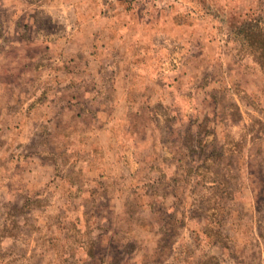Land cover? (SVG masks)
<instances>
[{
  "label": "rangeland",
  "instance_id": "rangeland-1",
  "mask_svg": "<svg viewBox=\"0 0 264 264\" xmlns=\"http://www.w3.org/2000/svg\"><path fill=\"white\" fill-rule=\"evenodd\" d=\"M249 29L264 0H0V264H264Z\"/></svg>",
  "mask_w": 264,
  "mask_h": 264
},
{
  "label": "crops",
  "instance_id": "crops-1",
  "mask_svg": "<svg viewBox=\"0 0 264 264\" xmlns=\"http://www.w3.org/2000/svg\"><path fill=\"white\" fill-rule=\"evenodd\" d=\"M84 17H86V15H84ZM107 18L110 20L109 17H107ZM107 18H106V22H107ZM141 22H143V21H141ZM155 22L156 21H153V20L151 21V19L146 21V24L148 25L149 30H152L151 29L152 25L155 24ZM135 25H136V18L122 19V20L118 19L117 25H116L119 27L118 30L116 31V33L110 32L109 36H108L109 38H107V39H110L111 37H115L116 40H118V41L119 40L125 41V39L136 41V40L140 39L142 36L140 35L139 30L137 27H135ZM147 34H148L147 36L150 38L151 33H149V31H147ZM74 35H75V32H73V39L67 38V40L69 39L68 42L75 41L76 37ZM132 83L133 82H131V84ZM122 100H123V98H122ZM102 129L105 130V127H101V130Z\"/></svg>",
  "mask_w": 264,
  "mask_h": 264
},
{
  "label": "trees",
  "instance_id": "trees-1",
  "mask_svg": "<svg viewBox=\"0 0 264 264\" xmlns=\"http://www.w3.org/2000/svg\"><path fill=\"white\" fill-rule=\"evenodd\" d=\"M258 37V39H255V37ZM245 40L248 41H253L256 42L259 45V48H263L264 47V31L261 30H255V29H249L247 31H245ZM264 65V63H263Z\"/></svg>",
  "mask_w": 264,
  "mask_h": 264
}]
</instances>
